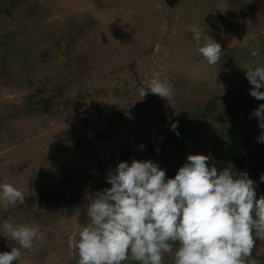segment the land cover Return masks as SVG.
<instances>
[{
    "label": "rangeland",
    "instance_id": "rangeland-1",
    "mask_svg": "<svg viewBox=\"0 0 264 264\" xmlns=\"http://www.w3.org/2000/svg\"><path fill=\"white\" fill-rule=\"evenodd\" d=\"M190 26L221 46L217 66ZM258 66L264 0H0V184L25 196L0 206V253L19 247L3 230L9 221L43 237L16 264H78L68 238L121 161L151 160L167 178L190 154L234 175L239 160L253 164L264 151L253 112L264 100L245 73ZM157 72L171 97L138 100ZM253 261L264 264V240Z\"/></svg>",
    "mask_w": 264,
    "mask_h": 264
},
{
    "label": "clouds",
    "instance_id": "clouds-1",
    "mask_svg": "<svg viewBox=\"0 0 264 264\" xmlns=\"http://www.w3.org/2000/svg\"><path fill=\"white\" fill-rule=\"evenodd\" d=\"M198 51L209 65H218L221 46L204 29L190 26ZM258 56L259 49L251 53ZM253 86L250 95L264 100V67L246 68ZM151 92L169 99L171 83L154 73L139 99ZM253 115L264 129V104ZM177 124L172 125L175 130ZM178 135V133H177ZM264 142V132L258 137ZM209 157L190 154L172 178L151 160L121 161L106 180L111 186L89 197L88 223L68 238L78 264H163L164 254L174 253V264H246L256 239L264 240V196L256 198V185L247 173L234 175L230 168L218 172ZM264 181V174H261ZM25 203L24 194L9 183L0 184L4 210ZM3 230L19 247L0 253V264H16L23 249L42 240L38 228L3 222ZM252 264H255L253 261Z\"/></svg>",
    "mask_w": 264,
    "mask_h": 264
},
{
    "label": "trees",
    "instance_id": "trees-1",
    "mask_svg": "<svg viewBox=\"0 0 264 264\" xmlns=\"http://www.w3.org/2000/svg\"><path fill=\"white\" fill-rule=\"evenodd\" d=\"M243 160H239L237 163L236 175L239 173H247L248 177L255 182L256 198L264 196V181L260 179L261 174H264V151L258 158L254 159L253 164L246 165Z\"/></svg>",
    "mask_w": 264,
    "mask_h": 264
}]
</instances>
